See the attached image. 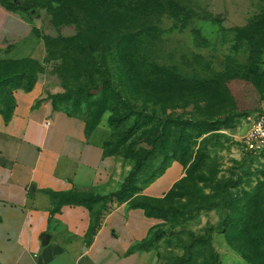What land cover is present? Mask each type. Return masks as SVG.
<instances>
[{
    "label": "rangeland",
    "instance_id": "rangeland-1",
    "mask_svg": "<svg viewBox=\"0 0 264 264\" xmlns=\"http://www.w3.org/2000/svg\"><path fill=\"white\" fill-rule=\"evenodd\" d=\"M11 1L17 9L20 0ZM177 2L191 14L147 13L140 37V13L130 4L125 28L131 35L122 55L127 60L110 46L115 35L97 38V49L74 41L97 12L76 10L82 24L57 26L48 9H39L41 27L31 39L0 49V112L11 107L15 90L46 79L57 107L89 123L99 119L110 131L106 152L117 162V191L142 162L122 200L131 199L130 206L142 202L141 189L166 165L184 163L186 177L174 196L149 205L159 225L144 243L157 251L156 264L211 261L209 247L189 235L212 242L219 264H264V151L249 153L245 144L251 121L264 116V83L244 71L255 44L234 33L257 32L264 46V0ZM98 12L116 19L110 7ZM226 99L248 115L199 139L181 136L178 125L192 119L208 123L228 112ZM171 115L175 128L154 136Z\"/></svg>",
    "mask_w": 264,
    "mask_h": 264
},
{
    "label": "crops",
    "instance_id": "crops-1",
    "mask_svg": "<svg viewBox=\"0 0 264 264\" xmlns=\"http://www.w3.org/2000/svg\"><path fill=\"white\" fill-rule=\"evenodd\" d=\"M41 15L11 12L0 1V49L31 39ZM15 108L7 122L0 114V264H156V250L133 249L159 225L129 202H112L91 236L96 214L84 206L57 204L45 193L110 195L118 190L117 162L105 156L110 131L57 108L46 79L31 91H14ZM173 163L141 197L163 200L185 177Z\"/></svg>",
    "mask_w": 264,
    "mask_h": 264
},
{
    "label": "trees",
    "instance_id": "trees-1",
    "mask_svg": "<svg viewBox=\"0 0 264 264\" xmlns=\"http://www.w3.org/2000/svg\"><path fill=\"white\" fill-rule=\"evenodd\" d=\"M1 4L4 8L11 12H19L24 11L28 14H31V12L35 11V15L39 14V9H48L50 15L53 17V21L57 26H60L61 24H82L79 18L77 17V14H75L76 10H92L96 15L98 16L97 19L93 20L90 25H88L89 28L85 27V31H80V34L74 39V41H82L86 42L90 45L92 49H97V44L95 43L97 38H105L107 36H113L115 35V39L112 41V45L114 48L118 51V56L123 58V60H127L126 55L122 57L124 53L127 52L128 45H129V39L131 34H127L126 26L127 23H125L126 16L131 12V5L133 8L136 9L137 13H140L138 17L136 18V22H138L141 26V28L146 27V23L144 21V18L147 16L145 14L151 13L153 15L157 14H169L173 18H181L184 16H189L191 14V9H188L186 7H183L180 5L177 0H136V1H130V0H20L19 6H17V9L14 7L15 4L11 0H0ZM131 4V5H130ZM110 7V9L113 10L112 13L114 15L111 18H116L115 21H110L106 18V16L103 13L98 12L99 9H105ZM130 11V12H129ZM107 15V11H106ZM106 18V19H104ZM141 30L140 32L135 33L137 37H140L144 30ZM36 32V31H35ZM234 33L238 36L240 40H247L246 37H248V40L251 43L255 44V53L251 54L248 60L247 66L244 68L247 72V74H250V76H253L255 78V82H259L261 80L262 83H264V70L261 67L263 64V57H264V46L259 45L258 43V33L250 31L248 29H235ZM95 41V42H94ZM252 48V47H251ZM235 78V77H234ZM38 80H35L31 85L25 88H18L23 89L25 91H31ZM110 84H112L111 81H109ZM113 87V86H112ZM115 92L120 93V95L125 98L124 94L120 92L116 87L113 88ZM16 91V90H15ZM53 100V99H52ZM127 100V99H125ZM54 102V101H53ZM226 102H229L231 104L230 109L228 112L222 114V115H214L212 118L207 119L208 123L205 120L196 121L194 119L189 120L185 123H182L178 125L177 127H182L181 136H193V134H196V138H202L203 136L216 132L220 129L218 127L220 125H230L233 123L236 119L243 118L248 115L247 112L241 111V109L231 101V99H226ZM55 104V103H54ZM57 107V105L55 104ZM15 108V100L12 95V105L11 107L6 110L0 112V114L4 115L7 122H9L13 117V112ZM62 108V107H57ZM71 115L80 116L82 117L86 123H87V135L90 136L98 127L100 124L99 119L96 120L94 123H89L85 119L84 116L77 112L70 111ZM176 121V118L174 116L166 117V119L163 121V125L159 128H157L155 131H153L154 136L162 137L165 134H168V132H171L173 128H175L171 122ZM106 143L105 142V156L111 157L112 155L107 154L106 152ZM181 163V162H179ZM184 167V163H181ZM172 164L166 165L162 171L155 175L151 180H149L146 184V186L141 189L142 191L155 182L160 176H162L168 168ZM142 167V162H139L135 169L131 172L128 178L124 181L123 185L119 189V191L112 193L110 195L106 196H98L95 194H81V193H69V194H58L51 191H46L45 193L57 204L56 211H60L62 207L64 206H84L88 209H93V205H101L102 211L96 214V224L91 230V236H93L101 221V217L103 215V211H105L109 204L112 202H130L131 199L125 200L122 202L125 195L132 190L133 186L136 184L135 178L136 174ZM186 169V167H185ZM185 179V178H184ZM183 179V180H184ZM182 180V181H183ZM181 181V182H182ZM180 182V183H181ZM179 184H177L174 189L169 193V195L163 199V200H152L146 197H142V202L135 203L132 205V208H141L147 212V214L150 217H156L154 213H152L149 209V205L152 203H160L164 200H166L168 197H172L175 194V191L178 189ZM94 195V196H93ZM225 195V190H224ZM141 197V196H140ZM157 218V217H156ZM158 219V218H157ZM1 223V218H0ZM189 237L197 241L201 244L207 245L209 247V250L212 253L211 261H209L207 264H219V256L215 255V249L213 247L212 242L209 241H200V239H197L193 235H189ZM140 250H153V248L146 243H142L138 246H136L133 251H140Z\"/></svg>",
    "mask_w": 264,
    "mask_h": 264
},
{
    "label": "built area",
    "instance_id": "built-area-1",
    "mask_svg": "<svg viewBox=\"0 0 264 264\" xmlns=\"http://www.w3.org/2000/svg\"><path fill=\"white\" fill-rule=\"evenodd\" d=\"M245 144L249 153L261 154L264 151V116H258L251 121Z\"/></svg>",
    "mask_w": 264,
    "mask_h": 264
},
{
    "label": "water",
    "instance_id": "water-1",
    "mask_svg": "<svg viewBox=\"0 0 264 264\" xmlns=\"http://www.w3.org/2000/svg\"><path fill=\"white\" fill-rule=\"evenodd\" d=\"M33 14H35V11H33Z\"/></svg>",
    "mask_w": 264,
    "mask_h": 264
}]
</instances>
